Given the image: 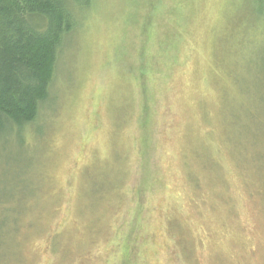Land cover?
Returning a JSON list of instances; mask_svg holds the SVG:
<instances>
[{"label": "rangeland", "instance_id": "obj_1", "mask_svg": "<svg viewBox=\"0 0 264 264\" xmlns=\"http://www.w3.org/2000/svg\"><path fill=\"white\" fill-rule=\"evenodd\" d=\"M76 19L31 141L0 136L5 264H264V6L93 0Z\"/></svg>", "mask_w": 264, "mask_h": 264}, {"label": "trees", "instance_id": "obj_2", "mask_svg": "<svg viewBox=\"0 0 264 264\" xmlns=\"http://www.w3.org/2000/svg\"><path fill=\"white\" fill-rule=\"evenodd\" d=\"M92 3L93 0H0V136L14 133L22 143L31 141L27 130L37 124L38 115L48 108L49 101L54 98L57 63L64 50L65 39L77 27L76 13L86 10ZM258 4L262 8L264 0H258ZM245 46V41L240 40L234 50L236 61L227 72L229 91L237 97V93L241 92V74L250 70L244 59L247 55ZM158 52L166 54L163 44L158 47ZM238 99L242 101L240 97ZM228 106L235 108L234 103ZM220 109L224 110L223 102ZM225 113L220 112L219 116L221 125L224 124L227 130ZM237 150L245 151L246 148ZM17 223L18 220L13 217L12 234ZM11 233L0 239L3 252L1 264L9 263ZM182 237L184 245H189ZM124 249L130 253L125 242Z\"/></svg>", "mask_w": 264, "mask_h": 264}]
</instances>
